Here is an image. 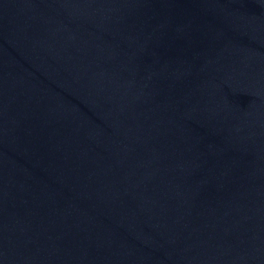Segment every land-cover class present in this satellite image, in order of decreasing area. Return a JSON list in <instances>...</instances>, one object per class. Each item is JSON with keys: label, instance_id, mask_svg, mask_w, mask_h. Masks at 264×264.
Wrapping results in <instances>:
<instances>
[{"label": "water", "instance_id": "95a60500", "mask_svg": "<svg viewBox=\"0 0 264 264\" xmlns=\"http://www.w3.org/2000/svg\"><path fill=\"white\" fill-rule=\"evenodd\" d=\"M0 264H264V0H0Z\"/></svg>", "mask_w": 264, "mask_h": 264}]
</instances>
